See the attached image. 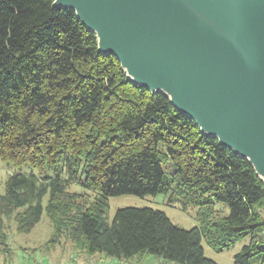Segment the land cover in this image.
I'll return each mask as SVG.
<instances>
[{
    "label": "trees",
    "instance_id": "obj_1",
    "mask_svg": "<svg viewBox=\"0 0 264 264\" xmlns=\"http://www.w3.org/2000/svg\"><path fill=\"white\" fill-rule=\"evenodd\" d=\"M54 2L0 0V158L37 170L8 176L0 228L14 215L17 231L29 233L45 209L56 235L66 225L90 254L168 264H219L203 239L221 252L250 236L234 264H264V181L249 160L165 93L132 82L75 10ZM80 174L97 194L82 205L69 190ZM159 193L196 208L199 224L185 229L162 210L133 206L106 220L110 196ZM218 205L229 212L217 216Z\"/></svg>",
    "mask_w": 264,
    "mask_h": 264
},
{
    "label": "water",
    "instance_id": "obj_2",
    "mask_svg": "<svg viewBox=\"0 0 264 264\" xmlns=\"http://www.w3.org/2000/svg\"><path fill=\"white\" fill-rule=\"evenodd\" d=\"M128 78L163 92L264 181L262 0H55ZM171 88L174 95L164 88Z\"/></svg>",
    "mask_w": 264,
    "mask_h": 264
},
{
    "label": "rangeland",
    "instance_id": "obj_3",
    "mask_svg": "<svg viewBox=\"0 0 264 264\" xmlns=\"http://www.w3.org/2000/svg\"><path fill=\"white\" fill-rule=\"evenodd\" d=\"M164 169L167 173H172L174 171L172 162L164 164ZM16 172L30 174L31 172L37 173V170L28 165L18 167L13 162L0 158V194L4 192L8 176ZM83 178V174H80L79 179L69 187L71 192L82 194L76 199V202L81 205L91 202L97 195L80 183ZM47 198H44V206L47 203ZM128 206L151 207L162 210L174 224L185 229L193 228L199 224L196 219V208H191L186 212L174 207L168 203V195L163 193L145 196L134 194L110 196L106 220L111 223L117 209ZM217 210L219 214L217 216L229 212V209L225 210L221 205L217 206ZM69 231L65 225L62 233L56 235L53 223L45 209L41 220L29 233L17 231L14 215L4 218L0 228V264H122L125 261L108 257L101 252L88 253L82 240L73 239ZM249 241L250 236H245L234 246L221 252L211 248L205 239H203L202 244L204 253L208 258L219 264H234L235 255L242 251ZM140 257L146 258L147 264H156L155 259H158L154 255Z\"/></svg>",
    "mask_w": 264,
    "mask_h": 264
},
{
    "label": "crops",
    "instance_id": "obj_4",
    "mask_svg": "<svg viewBox=\"0 0 264 264\" xmlns=\"http://www.w3.org/2000/svg\"><path fill=\"white\" fill-rule=\"evenodd\" d=\"M147 259L144 258L142 259L141 257L140 258H133V260H125L122 262V264H147ZM155 263L156 264H168L167 262H165L162 258L158 257V259H155Z\"/></svg>",
    "mask_w": 264,
    "mask_h": 264
},
{
    "label": "bare ground",
    "instance_id": "obj_5",
    "mask_svg": "<svg viewBox=\"0 0 264 264\" xmlns=\"http://www.w3.org/2000/svg\"><path fill=\"white\" fill-rule=\"evenodd\" d=\"M262 1L264 2V0H262ZM157 86L166 89V90L169 91L172 95H174L173 92H172V90H171V88H169V87H167V86H162V85H160V84H158Z\"/></svg>",
    "mask_w": 264,
    "mask_h": 264
}]
</instances>
